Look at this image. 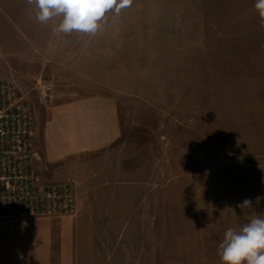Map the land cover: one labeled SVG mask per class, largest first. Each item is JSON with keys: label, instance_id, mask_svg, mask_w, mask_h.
Masks as SVG:
<instances>
[{"label": "rangeland", "instance_id": "rangeland-1", "mask_svg": "<svg viewBox=\"0 0 264 264\" xmlns=\"http://www.w3.org/2000/svg\"><path fill=\"white\" fill-rule=\"evenodd\" d=\"M135 1L118 17L106 13L95 35L21 34L0 17V78L25 79L31 88L43 77L52 96L68 86L117 94L124 127L118 145L126 167L138 163L140 220L112 222L104 231L112 234L108 241H101L98 224L87 230L84 264H221L225 231L264 218V200L247 213L236 208L244 198L264 196V63H242L248 42L238 39L253 37L252 57H264L262 34L203 32L195 0L186 1L185 21L180 0ZM142 3L158 10L133 15V5ZM163 4L172 15H156L164 13ZM24 36L26 64L20 60ZM63 64L72 83L59 69ZM110 248L118 250L114 260L103 256Z\"/></svg>", "mask_w": 264, "mask_h": 264}, {"label": "crops", "instance_id": "crops-1", "mask_svg": "<svg viewBox=\"0 0 264 264\" xmlns=\"http://www.w3.org/2000/svg\"><path fill=\"white\" fill-rule=\"evenodd\" d=\"M139 1L142 0L135 2ZM186 1L180 0L178 15L184 18L183 21L188 16ZM166 5L163 4L164 13L156 15H172L166 13L171 8ZM145 6L143 3L134 4L133 15L138 10H158L151 4ZM36 11L35 5H28L26 0H0V17L9 18L8 25L18 26L21 34L52 32V24H40L31 19L36 18ZM137 15L142 14L138 12ZM17 17L18 21L15 19ZM195 17L197 26L202 27L203 32L262 34L260 40L264 41V29L259 26L260 17L255 9V0H195ZM238 39L246 40L248 44L254 40L250 35ZM28 42L27 36L21 37L23 50L20 60L25 59V64L29 58L26 50ZM248 44L241 47L244 59L241 62L264 63V57L256 54L254 58L263 60H252L251 45L248 47ZM259 48L264 50V43ZM63 65L67 68L59 69L65 72L66 80L72 83L69 65ZM42 66L47 71L52 68V64H47V61L42 62ZM37 79L38 76L32 81L31 88L21 83L27 82L25 79L17 78V82L23 91L30 90L27 94L31 95V104L37 111L34 145L42 158L45 168L43 175L50 182L72 181L78 210L75 214L58 216L0 219V264H84V242L91 237L87 230H94L98 224L99 229H104L99 232L101 241H108L113 239L112 234L104 231L112 222L117 225L118 220H140L138 163L137 166L131 164L130 168L126 167L124 148L118 145L123 138L124 127L121 106L115 92H92L90 88L82 90L84 88L68 86L55 89L52 99L47 102L42 100L39 90L38 94L35 92ZM147 202L143 199L142 206ZM149 207L148 203L146 208ZM118 235V239L123 240L122 235ZM106 251L103 256L113 260L117 258V249L116 253L111 248Z\"/></svg>", "mask_w": 264, "mask_h": 264}, {"label": "built area", "instance_id": "built-area-1", "mask_svg": "<svg viewBox=\"0 0 264 264\" xmlns=\"http://www.w3.org/2000/svg\"><path fill=\"white\" fill-rule=\"evenodd\" d=\"M42 100L53 86L40 77ZM36 118L27 94L12 78H0V219L75 214L72 181L45 180L44 165L34 145Z\"/></svg>", "mask_w": 264, "mask_h": 264}, {"label": "clouds", "instance_id": "clouds-1", "mask_svg": "<svg viewBox=\"0 0 264 264\" xmlns=\"http://www.w3.org/2000/svg\"><path fill=\"white\" fill-rule=\"evenodd\" d=\"M35 5L36 21L47 24L60 17L53 27L55 33L73 32L95 35L105 22L106 13L114 10L118 17L123 9L131 7L133 0H26ZM255 9L264 29V0H255ZM264 196L244 198L236 204L240 212L247 213L259 207ZM221 264H264V218L253 217L239 230L228 228L219 244Z\"/></svg>", "mask_w": 264, "mask_h": 264}]
</instances>
